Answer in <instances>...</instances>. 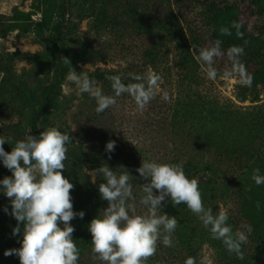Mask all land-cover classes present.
<instances>
[{
  "label": "rangeland",
  "instance_id": "374dc122",
  "mask_svg": "<svg viewBox=\"0 0 264 264\" xmlns=\"http://www.w3.org/2000/svg\"><path fill=\"white\" fill-rule=\"evenodd\" d=\"M214 1L237 4L243 20L252 27L259 25V29L254 31L259 36L258 32L264 28V0ZM210 2L170 0L178 19V31L173 43L178 44L179 49H184L185 55H191L197 63L188 72L180 71L181 65L173 43L160 42L156 37L142 33L146 27L143 7L146 0H69L64 59L70 60L77 73L86 68L90 78L99 83L105 94H112L108 76L121 75L123 82L128 84L130 74L137 72L143 75L151 69L162 76L158 90L173 96L174 108L177 111L184 109L190 117L189 121L196 123L197 132L205 139L226 152L251 146L264 133V86L260 88V101L239 102L236 99L239 90L237 76L234 73L224 75L230 72L229 64L233 65L226 54L215 60L214 66L221 76L215 80L208 79L205 66L198 56L200 49L214 44L203 21V14L205 10L208 11ZM45 5L46 0H0V136L8 141L4 148L9 153L17 141L31 135L36 100L51 79L55 66L57 25L62 18L61 0H54L47 14L44 13ZM261 6L258 18V8ZM112 7L116 9L113 12L109 11ZM190 25L201 30L198 32L201 42L197 51L188 31ZM147 45H157L161 49L153 52L151 59L146 61L144 48ZM255 46L249 44L243 47L239 61L260 57ZM65 65L59 95L49 107L41 131L57 127L62 133L70 135L63 174L74 184L70 193L73 210L85 212L83 219L77 217L71 222L75 227L73 238L81 251L91 236L88 226L97 217V188L103 183L95 172L97 148L101 149L97 143V130L109 124L117 126L116 136L126 147L129 140L146 138L144 130L149 116L146 107L142 112L138 110L127 94L117 98L115 106L97 114L94 98L87 93L78 95L76 86L67 80L71 66ZM218 99L221 103H218ZM160 135L164 136L165 133L161 132ZM155 159L160 161V158ZM256 168L264 175V163ZM8 171L0 163V179L11 176L7 174ZM252 174L245 186L241 181L240 186L233 189V200L238 211L236 215L252 228L247 242L242 245L243 259L229 252L224 241L214 239L210 228H207L209 237H203L201 233L193 238L200 240L201 264H264V185H256ZM230 198L228 201L231 202ZM5 206H8L9 214L3 211ZM219 209L226 211L227 208L219 206ZM10 212L9 198L0 195V264H20L15 255H4L6 250L21 247L18 241L22 236L12 234L17 221ZM228 216L233 233L243 231L240 221L232 214Z\"/></svg>",
  "mask_w": 264,
  "mask_h": 264
},
{
  "label": "clouds",
  "instance_id": "9594fccd",
  "mask_svg": "<svg viewBox=\"0 0 264 264\" xmlns=\"http://www.w3.org/2000/svg\"><path fill=\"white\" fill-rule=\"evenodd\" d=\"M237 29L241 24L233 22ZM221 35H231L228 27L220 28ZM222 41L216 40L211 47L200 49L198 60L205 66L208 79L218 76L215 60L225 55ZM244 49L232 46L227 49V56L233 67L228 76L239 74L240 83L251 85L252 77L246 75V69L239 57ZM65 63L71 66L69 59ZM86 69V68H85ZM77 73L71 66L67 80L78 89V95L87 93L96 102L95 112H105L117 104V98L127 94L141 112L155 98L162 81V76L149 69L143 76L130 74L134 83L125 84L121 75H111L112 94H105L99 83L90 78L87 71ZM165 100L168 95L165 93ZM70 135L62 133L57 127H48L39 136L27 135L5 151L8 141L0 136V163L11 172V176L0 179V195L10 200V215L17 221L13 229L14 236H22L18 242L20 248L6 250L4 255L19 258L20 264H79L80 250L73 238L75 227L72 221L83 219L84 211L73 210L71 190L74 184L65 178V161ZM115 141L106 144V151H115ZM111 156H109V159ZM117 174L107 163L95 172L102 174L104 182L99 184L100 198L107 201V208L92 219L88 231L92 235L93 259L103 264H145L149 257L155 255L158 242L166 247L173 246L172 235L178 227L175 216L161 213L163 203L171 198L173 207L184 203L197 215L205 228H210L214 239H221L228 246L229 252L243 259L242 245L252 232L251 226L246 231L233 233L228 224L229 216L223 209L214 213L212 208H205L202 201L199 181L189 178L180 163L158 162L155 159L142 160L136 171L143 179V195L140 204L147 212L139 214L134 203L130 180L134 179L124 167ZM252 179L256 185H264V175L260 169L253 170ZM133 201V202H130ZM3 211L9 214L8 206ZM185 264H196L189 257Z\"/></svg>",
  "mask_w": 264,
  "mask_h": 264
},
{
  "label": "trees",
  "instance_id": "16d2710c",
  "mask_svg": "<svg viewBox=\"0 0 264 264\" xmlns=\"http://www.w3.org/2000/svg\"><path fill=\"white\" fill-rule=\"evenodd\" d=\"M53 1L46 0L45 14L48 13V8ZM143 7L146 14V27L143 28L142 33L149 37L154 36L160 42L173 43L174 35L178 31V19L170 6V0H146ZM208 7V11L205 10L203 14V21L206 24L205 29L210 32L213 43L216 40L223 42L222 49L226 56L227 49L234 45L240 47H245L249 44L256 45L255 48L260 57H252L246 61H240L245 66L246 75L252 77L251 85L241 84L239 74H234L239 81L236 99L239 102L248 100L252 102L260 101V88L264 86V28L261 27V31L258 32L259 36H256L254 31L259 29V25L252 27L243 20L242 12L235 3L229 1L217 3L211 0ZM61 8L62 18L57 25L53 74L36 100L31 120V135L35 136H39L44 117L59 95L66 70L64 39L68 28L66 24L68 21L67 16L70 13L69 0H61ZM114 8H110L109 11H115L116 9ZM258 9L257 17L259 18L262 6ZM115 14L116 12L113 13V15ZM127 14H129L128 11ZM120 16L128 17V15ZM233 22L241 24L239 31L243 34L242 38L237 35V29L232 27ZM132 24L133 21L131 20L130 25L132 26ZM221 27H228L232 34L230 36L221 35ZM199 29L200 27L191 25L188 27L194 42L195 51L198 50L201 42L198 33L201 30ZM173 44L175 45L176 58L179 65H181L180 71L188 72L189 69L194 68L196 60L191 55H185L184 49H179L178 44ZM160 49L157 45H147V48H144L146 61L151 59L154 55L152 54L153 52H159ZM232 67L233 65L229 64V70ZM134 74L138 75L137 72ZM219 76L221 75L218 72L217 77ZM105 80L107 81V79ZM127 80L130 83L135 82L131 79V76ZM164 95L165 92L158 90L155 98L146 106L149 123L144 130L146 136L144 140H129L128 145L125 147L116 136L117 126L109 124L97 130V143L101 146V149L97 148V169L105 163L117 174L123 172V169L119 167L127 169L134 178L130 180L133 196L135 197L134 203L136 204L137 212L142 214L147 212V208L140 204V199L143 195L140 185H143L144 181L136 171V169L141 167L142 160L160 158L158 162L180 163L190 179L196 178L199 181V190L201 191L205 208H212L214 213L219 211V206L227 208L226 212L234 215L240 221L243 231H246L247 226L243 223L244 220L242 221V217L236 215L238 211L233 200V196H235L233 189H237V185L240 186L241 181L243 186H245L254 168L264 163V133H261L257 141L251 146H246L235 152L223 151L197 132L196 123L189 121L190 117L184 109L177 111L176 107L174 108L175 102L172 99V95L168 96V100L163 98ZM220 101L218 99V103H221ZM133 103L135 105L134 101ZM230 115H233V113L230 112ZM161 132H164L165 135L161 136ZM110 141H115L116 143L115 151L112 153L106 151V144ZM109 156H111L110 159ZM7 174H11V172L8 171ZM99 176L104 182L103 175L99 174ZM229 196L231 197V202L228 201ZM107 206V201L100 198L99 188H97V216ZM162 206L161 213L166 212L168 215L175 216L179 222L176 231L172 235L173 246L166 247L162 242H158L155 255L149 257L145 264H185V260L189 257L194 258L196 264H201L199 255L200 240L195 241L193 238H196L201 233L203 237H209L208 229L202 225L197 215L191 212L184 203L173 207L171 198H168ZM232 206L234 207L233 209H231ZM91 240L92 235L83 244L79 261L81 264H103L102 261L93 259Z\"/></svg>",
  "mask_w": 264,
  "mask_h": 264
}]
</instances>
